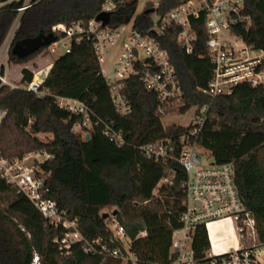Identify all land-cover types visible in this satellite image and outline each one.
I'll return each mask as SVG.
<instances>
[{
    "label": "trees",
    "instance_id": "obj_1",
    "mask_svg": "<svg viewBox=\"0 0 264 264\" xmlns=\"http://www.w3.org/2000/svg\"><path fill=\"white\" fill-rule=\"evenodd\" d=\"M183 1L161 0L158 9L150 5L136 16L138 0H37L22 18L10 63L25 66L48 48L29 54L13 52L19 43L38 37L54 40L52 27L89 23L107 6L112 7L108 12L110 20L103 27L116 30L133 21L135 30L147 34L154 14L163 16L179 8ZM244 3L252 23L249 28L238 26L233 32L247 47L264 54V0ZM152 10L153 14L147 13ZM15 18L14 12L0 13V48ZM191 26L196 34L191 55L178 45L179 28L174 27L159 39L180 80L179 112H199L209 107L199 146L211 154L216 164H233L240 198L253 214L264 243V86L243 84L231 95L215 99L204 94L215 69L206 51L205 18L192 19ZM259 70L264 72V58ZM22 75L21 85L34 79L28 69ZM125 83L124 94L133 112L123 118L113 106L93 42L84 40L74 43L69 54L53 62L43 83L48 96L1 86L0 110L5 114L0 121V160L13 164L34 152L47 153L50 158L35 173L48 190L45 197L57 200L68 219L77 221L79 232L89 244L100 241L108 229L102 211L115 208L114 221L124 227L131 240L135 264H173L172 236L181 228L185 211L182 183L186 176L177 162H151L139 148L171 141L175 157L179 158L181 137L192 126L164 127L163 117L157 115L156 95L143 87L139 77ZM58 97L79 100L91 108L94 125L88 141L86 131L75 132L81 118L61 109ZM96 122L121 128L127 144L123 148L114 145ZM40 135L50 138L43 141ZM62 232L61 228L48 226L29 199L0 178V264H31L36 254L43 264H122L120 260L86 252L81 244L72 246L69 255L62 254L55 243ZM193 248L198 256L209 249L205 230L196 233Z\"/></svg>",
    "mask_w": 264,
    "mask_h": 264
},
{
    "label": "built area",
    "instance_id": "obj_2",
    "mask_svg": "<svg viewBox=\"0 0 264 264\" xmlns=\"http://www.w3.org/2000/svg\"><path fill=\"white\" fill-rule=\"evenodd\" d=\"M36 1L0 0V13H16L14 23L0 48V87L24 89L38 97H45L49 91L43 88L44 72H38L30 84L21 87L11 83L7 75L10 52L22 18ZM158 8L159 2L154 4V9ZM109 11L105 9L104 13ZM202 16L207 31L206 51L215 68L208 89L203 93L215 99L231 95L243 84L264 86V72L259 70L263 57L254 55L260 52L247 47L233 32L238 26L249 28L252 23L244 0H184L179 8L163 16L154 14L153 25L147 34L138 32L133 26L130 30L126 26L116 30L103 27L96 19L89 23L56 25L52 27L54 42L48 46L47 52L57 54L61 48L63 54H69L74 43L92 41L116 112L123 118L132 114V105L124 94L125 82L139 77L143 87L156 95L157 115L164 117L180 102L182 89L171 59L161 47L159 39L177 27L180 29L178 45L191 55L196 41L191 20H198ZM119 41H122V45L115 57L113 72L107 73L104 66L111 49ZM238 43L243 46L238 47ZM57 102L61 109L81 118L76 128L86 131L85 137H90L89 131L94 125L91 108L69 98L58 97ZM208 111L209 107L206 106L192 118V129L181 137L179 158L175 157V147L171 141L139 148L140 153L151 162L163 165L177 162L186 176L182 183L186 195L185 211L180 219L181 228L174 231L172 236L173 264H262L259 252L264 250V243L261 242L253 214L247 211L240 198L233 164H216L211 154L199 146ZM4 114L0 110V121ZM100 124L96 122L97 126ZM101 125L103 135L114 145L123 148L127 144L121 128L110 123ZM20 170L23 168L19 162L12 164L0 160V178L16 186L39 211L48 226L63 230L55 241L62 254L69 255L72 246L81 244L85 245L86 252L94 255L125 261V264L136 263L133 255H127L124 249L128 237L123 226L115 222L113 230L108 229L100 241L89 244L79 232L77 221L68 219L57 200L45 197L48 190L43 180L36 177L35 171L26 169L20 173ZM216 223L224 224L212 228ZM200 229L206 231L209 249L198 256L193 243ZM101 242L103 245L99 247ZM31 264L43 263L36 254Z\"/></svg>",
    "mask_w": 264,
    "mask_h": 264
},
{
    "label": "rangeland",
    "instance_id": "obj_3",
    "mask_svg": "<svg viewBox=\"0 0 264 264\" xmlns=\"http://www.w3.org/2000/svg\"><path fill=\"white\" fill-rule=\"evenodd\" d=\"M159 1L161 0H138V8H137L136 16L141 15L150 5H154L155 3ZM111 8H112L111 6H107L105 9L110 10ZM132 26H133V21L129 25L126 26V29L130 30ZM29 43H30L29 41H24L22 43H19L13 48V52L20 53L21 50H25V49L28 50L30 48ZM121 45H122V41H119L117 45L113 47V49H111V54L107 60V63L104 66L107 73L113 72L114 65H115V57L117 56ZM240 46H243V44L240 43L238 47ZM63 52L64 50L60 48L57 54L51 55L50 53L47 52V49H46L37 58H35L33 61H31L29 64L25 66H17V65H12L11 63H9L8 74H7L9 81L17 86H20V87L23 86L21 85V80L23 77L22 72L24 69H28L32 71L35 76V74H37L38 72L44 71V70L38 71L39 69L51 65L59 56L63 54ZM254 55L256 56L260 55L261 57L264 58V54L262 52H260V54L256 53ZM9 62H10V58H9ZM179 107H180V102L174 107V109L170 112V114H167L162 118V123L164 127L167 128V127H172V126H181V127L187 128L192 125V118L194 117L195 114L198 113L196 112V109H191L186 114H183L179 112ZM80 131L81 130L78 128L75 129V132L77 133H79ZM39 138L43 141H46V139L50 138V136L40 135ZM49 158L50 156L47 153L34 152L32 154H29L28 156L25 157L24 160L19 162L21 167L23 168V170H20L19 172L24 173L26 169H33V171L37 173V171L39 170L40 164H42ZM114 212H115V208H107L102 211L104 215L105 214L109 215L108 218L106 219L108 223L107 228L109 230H113V225L115 224L114 216H113ZM130 245H131V240L128 238L124 244V249L127 255L129 256L131 255ZM259 256H260V262L264 264V250L259 252ZM121 262L122 264L126 263L125 261H121ZM109 264H116V263L111 262Z\"/></svg>",
    "mask_w": 264,
    "mask_h": 264
},
{
    "label": "water",
    "instance_id": "obj_4",
    "mask_svg": "<svg viewBox=\"0 0 264 264\" xmlns=\"http://www.w3.org/2000/svg\"><path fill=\"white\" fill-rule=\"evenodd\" d=\"M147 13H154V11L152 10V11H148ZM109 20H110V15H109V13H102V14H100L97 18H96V21L97 22H100V23H102L103 24V26H106L107 24H108V22H109ZM30 43H29V49L27 50V49H25V50H21L20 51V54L22 53V52H24L25 54H29V53H31V52H33V51H35V50H37V49H39V48H42V47H44V46H50L53 42H54V40L53 39H46V38H42V37H38V38H36L35 40H32V41H29ZM90 139V137L89 136H87L86 137V140L88 141ZM117 215V211H115L114 213H113V216H116ZM108 216L109 215H104L103 216V219H107L108 218Z\"/></svg>",
    "mask_w": 264,
    "mask_h": 264
},
{
    "label": "crops",
    "instance_id": "obj_5",
    "mask_svg": "<svg viewBox=\"0 0 264 264\" xmlns=\"http://www.w3.org/2000/svg\"><path fill=\"white\" fill-rule=\"evenodd\" d=\"M53 64V63H52ZM52 64L51 65H49V66H47V67H43V68H41V69H39L38 71H40V70H44V71H42V72H44V74L46 75L45 76V79L47 78V76H48V74H49V72H50V70H51V68H52ZM37 71V72H38ZM35 73V72H34ZM23 76V75H22ZM23 78V77H22ZM22 81V80H21Z\"/></svg>",
    "mask_w": 264,
    "mask_h": 264
},
{
    "label": "bare ground",
    "instance_id": "obj_6",
    "mask_svg": "<svg viewBox=\"0 0 264 264\" xmlns=\"http://www.w3.org/2000/svg\"><path fill=\"white\" fill-rule=\"evenodd\" d=\"M224 224V223H223ZM223 224H220V223H216L214 226H212V228H217V227H221ZM217 245V244H216Z\"/></svg>",
    "mask_w": 264,
    "mask_h": 264
}]
</instances>
